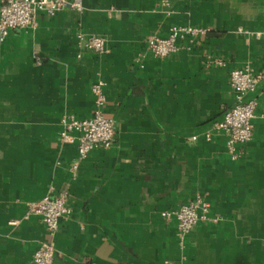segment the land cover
Masks as SVG:
<instances>
[{"label":"crops","instance_id":"0c3cea01","mask_svg":"<svg viewBox=\"0 0 264 264\" xmlns=\"http://www.w3.org/2000/svg\"><path fill=\"white\" fill-rule=\"evenodd\" d=\"M35 20L0 41V264H32L46 240L51 264H264V121L236 159L224 135L203 137L234 106L229 72L264 75V38L254 36L264 0H83L81 12ZM171 25L207 31L191 49L145 51L147 36ZM78 32L104 37L108 50L78 47ZM98 77L114 141L71 171L76 146L58 142L59 118L91 116ZM263 85L264 76L247 96L259 106ZM50 188L67 189L71 209L54 235L25 217L26 202ZM197 195L221 219L180 238L161 212Z\"/></svg>","mask_w":264,"mask_h":264},{"label":"built area","instance_id":"2783aa9c","mask_svg":"<svg viewBox=\"0 0 264 264\" xmlns=\"http://www.w3.org/2000/svg\"><path fill=\"white\" fill-rule=\"evenodd\" d=\"M65 8L77 12L83 10V0H2L0 4V41H3L9 31L14 28L27 29L36 25V14L44 12L49 16ZM112 9H109L110 12ZM206 29L192 25H171L166 36L150 34L146 38L145 51L155 57H165L174 53L181 47L191 49L197 40L206 33ZM256 38H264V30L254 33ZM78 47L98 54L108 50L106 39L98 35L76 33ZM182 43H185L182 45ZM218 65L223 62L216 61ZM264 75L256 73L248 65L234 68L229 72V84L234 95V106L226 110L219 120L214 121L203 132V137L209 140L213 134L225 136L226 151L231 159L239 154L237 146L247 143L252 137L253 121H264V104L258 105L255 97L247 98L255 91L258 81ZM104 81L96 78L90 90L93 94V110L89 117L76 118L71 114L60 115V130L57 140L60 144H73L76 146V158L70 163V170L77 169L78 161L85 158L95 148H109L114 141L115 128L112 118L106 115V96ZM264 92V85L262 86ZM199 138L197 134L189 136L191 141ZM68 192L62 188L56 192L50 188L38 201H27L25 204V217L37 216L42 222L45 231L54 235L58 229L60 219L71 214L67 205ZM164 220H174L180 238L186 236L191 228L198 222H217L221 219L219 214L211 213L209 203L197 195L189 202L177 209L161 212ZM12 223L14 221H11ZM55 254L53 241L41 242L33 251L32 264H51Z\"/></svg>","mask_w":264,"mask_h":264}]
</instances>
